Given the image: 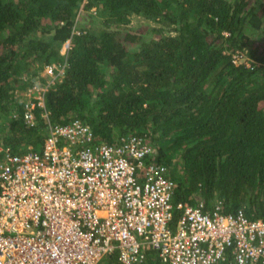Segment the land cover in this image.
I'll list each match as a JSON object with an SVG mask.
<instances>
[{"label":"trees","instance_id":"trees-1","mask_svg":"<svg viewBox=\"0 0 264 264\" xmlns=\"http://www.w3.org/2000/svg\"><path fill=\"white\" fill-rule=\"evenodd\" d=\"M132 15L153 24L125 27ZM49 64L64 73L44 94L48 118L34 109L29 125L23 93ZM72 119L97 142L140 134L156 146L175 184L172 224L178 203L200 200L264 220V0H0V139L39 151L49 123Z\"/></svg>","mask_w":264,"mask_h":264},{"label":"built area","instance_id":"built-area-1","mask_svg":"<svg viewBox=\"0 0 264 264\" xmlns=\"http://www.w3.org/2000/svg\"><path fill=\"white\" fill-rule=\"evenodd\" d=\"M94 9H92V12ZM63 43L66 55L73 34ZM231 61L251 67L240 51ZM49 64L23 93V119L48 118L44 94L64 73ZM41 76H46L42 81ZM140 134L97 142L79 119L49 123L39 151L14 153L0 139V264H264V220L243 210L180 202L174 181Z\"/></svg>","mask_w":264,"mask_h":264},{"label":"rangeland","instance_id":"rangeland-1","mask_svg":"<svg viewBox=\"0 0 264 264\" xmlns=\"http://www.w3.org/2000/svg\"><path fill=\"white\" fill-rule=\"evenodd\" d=\"M84 3L81 4L78 15H77V22H76L77 25L80 24V22L81 23L85 22L86 18H87L86 14H88V11L84 10V7H83ZM92 9H94V8H92ZM92 9H91V11H92ZM152 24L153 23L150 20L146 19L144 16L132 15L129 18V23L125 27L139 29V28L151 26ZM149 259H155L156 260V257L149 256Z\"/></svg>","mask_w":264,"mask_h":264}]
</instances>
